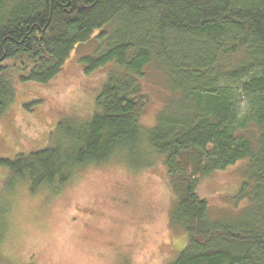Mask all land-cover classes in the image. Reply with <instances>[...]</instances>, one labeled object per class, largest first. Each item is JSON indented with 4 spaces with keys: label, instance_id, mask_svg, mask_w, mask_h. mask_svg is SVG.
I'll return each instance as SVG.
<instances>
[{
    "label": "trees",
    "instance_id": "16d2710c",
    "mask_svg": "<svg viewBox=\"0 0 264 264\" xmlns=\"http://www.w3.org/2000/svg\"><path fill=\"white\" fill-rule=\"evenodd\" d=\"M94 36L99 48L78 61L86 75L110 71L90 112L54 106L46 147L0 164L53 193L88 166H162L186 234L167 264H264V0H0V120L20 84L47 85ZM150 68L175 98L147 127ZM240 160L245 182L211 217L198 181Z\"/></svg>",
    "mask_w": 264,
    "mask_h": 264
},
{
    "label": "rangeland",
    "instance_id": "374dc122",
    "mask_svg": "<svg viewBox=\"0 0 264 264\" xmlns=\"http://www.w3.org/2000/svg\"><path fill=\"white\" fill-rule=\"evenodd\" d=\"M99 44L94 36L78 45L47 85L18 86L20 105L13 103L0 120V162L46 147L56 123L54 106L90 112L110 66L86 75L78 59ZM141 88L147 98L140 120L150 127L175 95L155 68L141 80ZM244 169L240 160L198 181L196 192L211 217L227 213L224 209L246 180ZM173 204L158 165L137 171L111 162L88 166L53 193L47 187L29 191L0 164V264H167L186 243L185 232L171 223Z\"/></svg>",
    "mask_w": 264,
    "mask_h": 264
}]
</instances>
